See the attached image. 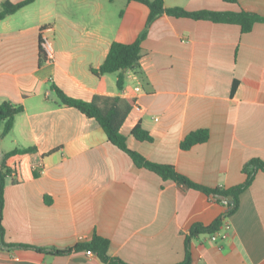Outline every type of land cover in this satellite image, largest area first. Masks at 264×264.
<instances>
[{
    "label": "crops",
    "instance_id": "0c3cea01",
    "mask_svg": "<svg viewBox=\"0 0 264 264\" xmlns=\"http://www.w3.org/2000/svg\"><path fill=\"white\" fill-rule=\"evenodd\" d=\"M164 5L264 17V0ZM149 12L134 0H34L0 20V101L23 108L0 136V166L17 173L4 186L8 246L0 245V264H105L84 251L34 248H67L94 233L110 240V256L128 264H176L190 226L208 225L226 210L225 200L136 166L93 118L57 105L52 84L85 101L134 98L121 127L128 147L197 184H241L243 165L264 161V21L242 33L236 24L164 13L147 26ZM143 33L139 71H125L122 90L115 73H93L113 42L132 43ZM42 35L52 43L51 60L40 54ZM138 123L152 141L131 134ZM198 129L208 130V140L182 150V139ZM26 147L35 151L6 157ZM220 231L226 237L217 241L207 234L191 239V264H264L262 171Z\"/></svg>",
    "mask_w": 264,
    "mask_h": 264
},
{
    "label": "trees",
    "instance_id": "16d2710c",
    "mask_svg": "<svg viewBox=\"0 0 264 264\" xmlns=\"http://www.w3.org/2000/svg\"><path fill=\"white\" fill-rule=\"evenodd\" d=\"M34 0H22L17 3H12L9 0H3L0 5V20L7 15L13 14L22 7L32 3ZM144 3L148 6L150 12L148 15V26L158 16L167 14L175 17H187L194 20H209L218 23L236 24L241 28L242 33L250 32L256 22L264 21V17L253 12L241 10L238 12L231 11H213V10H198L189 11L182 7H165L164 0H134ZM228 2H235L236 0H226ZM145 37V33L140 35L132 43L113 42L106 58L102 64L93 69L96 75H103L109 73L116 74V85L118 90H122L125 84V71L133 69L139 71L140 57H141V42ZM40 54L45 58L43 51L40 48ZM51 90L54 92L57 105H66L78 109L81 113L89 118H93L104 130L108 140L126 152L138 167H144L156 173L163 180H172L178 186L184 189L198 190L206 195H211L218 201H226V210L210 224L203 225L201 223H194L190 226L188 234L185 238V254L181 262L176 264H191L192 256L190 252L191 239L200 234L211 235L220 230L224 219L231 216L238 208L239 196L245 191L253 182L254 177L258 171L264 173V161L259 158H253L246 162L242 167V172L245 174V180L238 185L229 188L223 187H207L192 181L189 177L178 172L173 165L161 164L149 161L141 153L132 150L128 147L126 136L122 133L121 127L127 118L130 111L135 106L136 100L134 98H122L120 96L110 95H94L90 101H85L78 98H73L65 94L55 84L51 85ZM22 106H14L9 102L0 101V136L7 135L14 124L17 114L22 112ZM131 134L140 141H152V136L142 128L138 123L132 130ZM209 138L207 129H198L188 133L181 141L180 148L188 150L192 146L204 143ZM35 151L34 147L16 148L6 153V157L15 154H26ZM12 170L4 163L0 166V245L8 246L3 241V226L2 214L4 206V186L5 181L11 176ZM231 196L233 203L228 202L227 197ZM36 250L46 253L54 254H69L72 252H80L90 250L93 252L101 262L105 264H128L119 257L110 256L108 253L110 248V240L94 233L92 238L88 241H81L73 246L62 249H48L34 247Z\"/></svg>",
    "mask_w": 264,
    "mask_h": 264
},
{
    "label": "built area",
    "instance_id": "2783aa9c",
    "mask_svg": "<svg viewBox=\"0 0 264 264\" xmlns=\"http://www.w3.org/2000/svg\"><path fill=\"white\" fill-rule=\"evenodd\" d=\"M39 45H40L41 50L44 53L45 58L47 60H51L53 58V55H54V50H53V46H52V43H51L50 39L48 37H46V36H43V35L40 36ZM135 90L136 91H140L141 88L139 86H137V87H135ZM12 175H14V176L17 175V173H16V171L14 169H12ZM224 237H226V233L219 230V231L211 234L210 239L212 241H217L218 239L224 238ZM85 253L88 256H93L94 255V253L91 252L90 250H87Z\"/></svg>",
    "mask_w": 264,
    "mask_h": 264
},
{
    "label": "water",
    "instance_id": "95a60500",
    "mask_svg": "<svg viewBox=\"0 0 264 264\" xmlns=\"http://www.w3.org/2000/svg\"><path fill=\"white\" fill-rule=\"evenodd\" d=\"M227 199H228V202H229L230 204L233 203L231 196H228Z\"/></svg>",
    "mask_w": 264,
    "mask_h": 264
}]
</instances>
